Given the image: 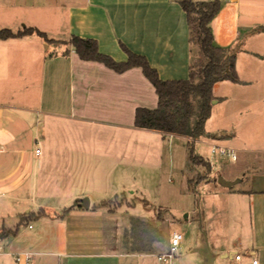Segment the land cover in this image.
Masks as SVG:
<instances>
[{
  "label": "crops",
  "instance_id": "0c3cea01",
  "mask_svg": "<svg viewBox=\"0 0 264 264\" xmlns=\"http://www.w3.org/2000/svg\"><path fill=\"white\" fill-rule=\"evenodd\" d=\"M223 4L236 12L235 22L241 19L242 5L249 13L261 12L253 20L244 19L235 37H228L227 46L244 31L264 26V0H226ZM66 28V36L51 38L57 43L44 40L41 49L24 48L26 56L15 52L16 44L4 43L32 42L26 39L33 35L0 40V219L9 217L13 207L24 206L27 214L16 212V217L33 214L40 225L17 242L19 231L0 224V264H147L141 259L153 248L124 254L115 251L113 212L101 204L113 200L106 196H119L116 191L109 193L114 173L120 172L127 180L121 187L125 189L132 178L137 181L135 166L148 165L141 159L156 152L163 158L167 139L177 136L135 127L138 108L158 107L156 90L141 68L116 73L99 62L82 60L68 42L72 36L97 40L100 52L118 62L128 60L123 44L146 57L161 79L187 80L193 59L187 14L179 0H83L69 7ZM40 117L48 120L42 122ZM53 124L58 134L48 133ZM68 128L76 143L63 149L68 136L63 131L69 134ZM207 140L222 146L217 140ZM141 146L142 154L136 150ZM53 157L59 164H52ZM260 166L262 187L235 189L218 184L211 162V180L205 183L213 190L204 202L208 244L203 255L211 250L214 264H252L253 260L264 264V165ZM243 170L230 171L226 180L243 183ZM99 173L104 174L101 179ZM95 191L101 195L93 201ZM60 198V209L47 210L46 200ZM83 198H89V209L75 206ZM3 231L10 233L4 239ZM240 250L247 259L236 260Z\"/></svg>",
  "mask_w": 264,
  "mask_h": 264
},
{
  "label": "rangeland",
  "instance_id": "374dc122",
  "mask_svg": "<svg viewBox=\"0 0 264 264\" xmlns=\"http://www.w3.org/2000/svg\"><path fill=\"white\" fill-rule=\"evenodd\" d=\"M225 1L222 0L223 3ZM81 2L83 0H0V31L10 29L16 33L25 27H36L47 33L50 39L64 37L67 33L68 9ZM223 3L221 11L212 21L211 26L217 45L230 48L237 53V70L243 84L224 81L215 86L216 102L213 104L212 115L206 123V133L209 137L197 140L194 148L197 155L208 160L210 165L211 162L215 165L214 174L218 178L223 177L226 180L229 178L230 171L244 167L246 178L243 183L234 185V188L251 190L263 186L258 181L260 179L258 169L262 167L260 165H264V26L247 33L244 31L236 38L234 44L227 46L228 37H235L236 28L243 24L242 21L253 20L261 15V12L249 13L242 5L238 13L241 19L235 22L236 12L228 11L227 5ZM26 40L33 41L23 43L11 41L12 43L4 44H16L18 49L15 52L26 56L27 48L33 46L41 49L39 44L44 41L37 35L28 37ZM46 45L44 43L42 48L46 49ZM192 46V62L194 71L198 74L205 60L199 45L195 42ZM53 53L52 50L47 52L49 59ZM35 75L38 77V74L35 73ZM47 78L50 79L49 74ZM197 81H199L198 78ZM40 120L44 122L48 119L40 117ZM48 130L49 134L59 133L55 124ZM63 133L68 135L66 141H63V149L72 147L76 141L70 137L72 134L70 129L69 134L67 129ZM207 139L217 140L224 147L239 150L238 160L233 161L212 155V143ZM42 140L40 138L38 146L40 150L44 147ZM136 150L142 154V146ZM52 159V164H59L57 157ZM141 160L148 162V165L135 166L133 171L138 172L137 181L134 182L132 178L128 188H121L127 180L124 176L120 177V172L113 174L114 183L109 193L112 195L116 191L115 194L118 193L119 196L116 198L106 196L105 199L113 200L104 206L101 205L113 212L111 219L116 224L115 251L124 254L153 248L151 254L141 260L147 264H164L158 260V255L168 250L170 237L176 231L183 235V241L174 264H204L203 249L208 241L203 210L209 191L213 190L212 186L205 183L208 179L211 180L210 171L205 166L197 168L192 166L187 141L177 137L167 139L163 158L156 152L152 157L144 156ZM98 176L101 179L104 174L99 173ZM216 176L212 177L215 183ZM94 193L93 201H96L101 193L99 191ZM60 203H62L61 198L59 201L48 199L44 205L48 207L47 210L55 211L60 209L58 208L61 207ZM31 204H29L30 208ZM23 207H13L9 217L6 216L4 221L0 219L1 225L5 223L15 233L19 231L17 242L25 236L34 234V229L40 226L36 219L28 215H24L21 219L16 217V212L27 214L23 212ZM32 208L34 211L38 209L36 205ZM51 214L54 215L53 212ZM240 252L244 259L248 258L244 254L245 251L240 250ZM125 260L123 259V263ZM224 264L234 263L230 261Z\"/></svg>",
  "mask_w": 264,
  "mask_h": 264
},
{
  "label": "trees",
  "instance_id": "16d2710c",
  "mask_svg": "<svg viewBox=\"0 0 264 264\" xmlns=\"http://www.w3.org/2000/svg\"><path fill=\"white\" fill-rule=\"evenodd\" d=\"M187 14L190 28V42L199 45L205 64L198 74L194 63L191 64L190 78L187 80H163L158 71L151 66L146 57L130 51L121 44L128 60L118 62L99 50L94 39L72 36L68 42L84 61L99 62L116 73H124L132 68H141L151 82L158 96V107L154 110L138 108L135 114V127L160 132L187 139L189 158L193 167L205 166L210 172L208 160L195 153L194 144L206 133V123L212 115L215 86L224 81L243 84L237 71L238 55L230 48L220 47L215 41L212 21L222 8L221 0H179ZM37 35L48 43H57L47 33L33 27L13 32L10 29L0 31V40ZM197 78L199 81H197ZM108 203V202H107ZM101 204L104 206L105 204ZM30 218L33 214L28 215ZM10 233L3 231L2 238Z\"/></svg>",
  "mask_w": 264,
  "mask_h": 264
},
{
  "label": "built area",
  "instance_id": "2783aa9c",
  "mask_svg": "<svg viewBox=\"0 0 264 264\" xmlns=\"http://www.w3.org/2000/svg\"><path fill=\"white\" fill-rule=\"evenodd\" d=\"M211 146H212L211 148L212 155L221 158L232 159L233 161L238 160V153L236 150L232 148L220 146L217 144H212ZM40 153L41 151L38 149L37 155H40ZM182 241H183V235L176 231L173 232L170 237L169 250L164 254L158 255V260L165 264H174L175 260L177 259L178 253L180 252ZM1 250L2 248L0 247V251ZM241 258L242 256L240 254L236 255L237 261H240ZM252 264H258V260H253Z\"/></svg>",
  "mask_w": 264,
  "mask_h": 264
},
{
  "label": "water",
  "instance_id": "95a60500",
  "mask_svg": "<svg viewBox=\"0 0 264 264\" xmlns=\"http://www.w3.org/2000/svg\"><path fill=\"white\" fill-rule=\"evenodd\" d=\"M215 102H216V100L213 101V104ZM217 182L219 185H221L223 187H227V188H230V187H232L238 183V181H227L223 177H219ZM75 206H81V207H84L86 209H89V206H90L89 198H83V199L76 200ZM204 256L206 259L205 264H214V256H213V252L211 250H208V252L205 253Z\"/></svg>",
  "mask_w": 264,
  "mask_h": 264
}]
</instances>
